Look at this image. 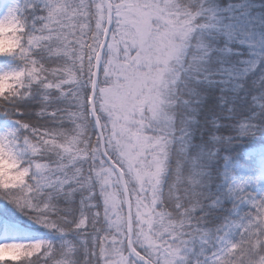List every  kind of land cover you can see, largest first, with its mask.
Segmentation results:
<instances>
[{
  "label": "snow or ice",
  "instance_id": "obj_1",
  "mask_svg": "<svg viewBox=\"0 0 264 264\" xmlns=\"http://www.w3.org/2000/svg\"><path fill=\"white\" fill-rule=\"evenodd\" d=\"M221 28L220 14L204 0H8L0 8V56L21 62L0 70V113L12 121L0 128V197L58 233L82 230L79 245L63 236L0 242V264H32L33 257L74 264L81 246V264H264V183L217 166L212 181L224 185L217 194L205 189L208 169L196 164L161 194L169 146L188 139L190 117L174 124L171 114L179 72L212 79L207 53L216 46L199 38L192 44L191 36ZM230 50L221 45L217 55ZM226 80L221 71L225 87ZM34 85L36 117L57 126L22 115ZM57 98L65 104L55 105ZM253 103L264 113V100ZM252 117L233 124L230 136L217 134L214 118L209 159H219L222 143L264 133V117ZM63 121L71 127L59 126ZM75 192L85 211L72 221L60 201ZM224 198L232 201L229 213H214Z\"/></svg>",
  "mask_w": 264,
  "mask_h": 264
},
{
  "label": "trees",
  "instance_id": "obj_2",
  "mask_svg": "<svg viewBox=\"0 0 264 264\" xmlns=\"http://www.w3.org/2000/svg\"><path fill=\"white\" fill-rule=\"evenodd\" d=\"M191 2L196 4L199 0H191ZM204 3L220 14L222 28L219 32L211 29L203 34L197 31L191 36V41L195 44L199 38L202 43L210 41L216 46L207 53V67L212 72V79L192 81L183 70L179 72L176 82V95L179 98L171 106V114L174 124L184 122L182 117H190L187 121L189 132L186 142L180 143L173 139L169 146V157L161 177L162 196H167L173 184L179 185V178L190 174L196 164H202L208 169L205 174L208 182L204 184V187L217 194L224 188L223 184L212 181V172L217 166L228 168L234 177H237L241 170L246 169L251 172L252 181L256 184L264 183V133L240 137L238 143H222L214 154L219 159H209L208 150L211 144L206 143L208 134L213 131L214 118L219 122L215 128L217 134L230 136L233 133L232 125L243 118L252 117L253 112L258 113L256 117H252L257 122L264 117V113L258 112L260 105L253 103L254 100H264V23H261L264 21V0H204ZM241 11L246 12V15L232 14ZM224 44H227L231 50L221 58L217 53L220 51V46ZM192 53L193 48L190 44L186 49L182 65L188 63ZM1 58L4 61L11 59L20 66L21 62L16 57L2 56ZM221 71L224 76H227V80L224 81L226 87L220 82ZM81 91L86 95L88 89L82 87ZM55 95L53 92V96ZM39 101L40 90L34 85L32 96L26 98L21 105L26 109L22 114L24 118H35L38 123L45 126H57L51 120L36 117V109L40 107ZM53 103L62 106L65 101L63 98H57ZM229 105L232 107L229 108ZM11 122L7 116L0 113V126ZM59 126L69 128L71 124L63 121ZM89 128L95 134L92 120H89ZM224 156L229 157L227 163H224ZM179 190L177 188V191ZM90 199L96 201L94 207L99 210L102 206L99 194L94 193ZM80 201V192L73 193L69 200H61L62 215L71 218L72 221L77 220L80 212L85 211ZM231 204L230 199L224 198L221 201V207L214 208L213 212L228 214ZM87 211L90 212L91 208ZM209 217L210 222H215L211 219L212 213ZM205 226H208L207 222ZM81 231L76 229L61 234L46 227L28 225L18 221L12 212L6 210V206L0 207V237L2 235L9 239L39 237L58 241L63 236L79 245ZM83 235L90 241L91 231ZM82 247L73 253L74 264H81V261H84ZM32 264H41V260L33 257Z\"/></svg>",
  "mask_w": 264,
  "mask_h": 264
},
{
  "label": "rangeland",
  "instance_id": "obj_3",
  "mask_svg": "<svg viewBox=\"0 0 264 264\" xmlns=\"http://www.w3.org/2000/svg\"><path fill=\"white\" fill-rule=\"evenodd\" d=\"M7 2H8V0H0V8H3ZM1 57L2 56H0V70H6L9 68H13V67H19V65L12 62L11 59H6V61H4V59H2ZM8 124H10V123H6V124L2 125V126H0V128H3L5 126H7ZM243 177H250L252 180L251 172L246 170V169L241 170L239 175L235 178L241 179ZM2 206H6V210H9L10 212H12L14 214V217L17 218L18 221L20 220V222H24L25 224H28V225H34L37 227H44L43 225L32 220L30 218L29 214H26L25 212L21 211L13 203L9 202L7 199H5L3 197H0V207H2ZM34 240H46V239L39 238V237H37V238L32 237V238H27V239H9L4 235H2L0 237V242H8V241L26 242V241H34ZM19 263L25 264L24 261H21ZM6 264H11V262H6Z\"/></svg>",
  "mask_w": 264,
  "mask_h": 264
},
{
  "label": "water",
  "instance_id": "obj_4",
  "mask_svg": "<svg viewBox=\"0 0 264 264\" xmlns=\"http://www.w3.org/2000/svg\"><path fill=\"white\" fill-rule=\"evenodd\" d=\"M93 121V124H94V128H95V122H94V120H92ZM95 132H96V128H95Z\"/></svg>",
  "mask_w": 264,
  "mask_h": 264
}]
</instances>
